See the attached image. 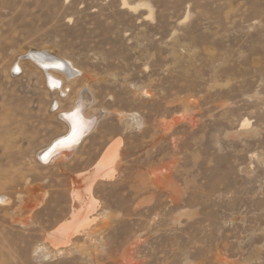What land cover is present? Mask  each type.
<instances>
[{
    "label": "rangeland",
    "instance_id": "rangeland-1",
    "mask_svg": "<svg viewBox=\"0 0 264 264\" xmlns=\"http://www.w3.org/2000/svg\"><path fill=\"white\" fill-rule=\"evenodd\" d=\"M30 49L81 71L68 96L10 71ZM86 85L106 115L40 164ZM113 144L99 219L54 246ZM0 196V264H264V0H0Z\"/></svg>",
    "mask_w": 264,
    "mask_h": 264
},
{
    "label": "bare ground",
    "instance_id": "bare-ground-1",
    "mask_svg": "<svg viewBox=\"0 0 264 264\" xmlns=\"http://www.w3.org/2000/svg\"><path fill=\"white\" fill-rule=\"evenodd\" d=\"M122 5L132 11L145 6L143 3L130 4L127 1H123ZM148 11V16H151V10L149 9ZM22 61H27L36 71L40 72L43 76L46 88L54 92L56 91V94L58 93L62 98L68 96L70 88L67 84L69 83L70 85V83L73 82L75 84L76 79L81 75V71L76 68L71 61H65L61 57L53 56L45 50L30 49L27 53L22 54L17 63L11 64L10 71L13 72V74L23 72ZM60 102L61 101L56 98L51 105L55 103L54 108L57 110V118L61 121V124L64 125V132L53 138L37 153L36 158L38 162L43 165H50V163L57 161H67L75 148L92 133L99 124L101 118L106 115V111L101 109L89 113V108L92 106L93 101L87 85L82 86L78 90L71 107L63 110L60 108ZM246 125H248V121L244 120L242 126ZM119 156V146L118 144H113L95 166L96 171L95 174L92 175L93 179H91V181L87 179L89 183L86 187L84 186L88 190L89 194H87V199L91 207L83 204L79 205L77 208L73 207L70 217L60 223L48 234V239L54 246L57 247L61 244H67L72 236L79 233V228L87 226L91 222H95L99 219V215H94L92 213L96 203L91 193L92 182L93 180L95 181L98 175L102 177L111 176L112 169L109 170L108 168H112L109 166L113 164ZM75 197L81 201V198H78V194ZM0 202L8 203L9 198L7 196H0ZM105 219L101 221L104 226L108 222ZM97 226L99 225L91 226L89 229L85 230L83 232L84 238L89 240L96 236L101 229L97 228Z\"/></svg>",
    "mask_w": 264,
    "mask_h": 264
},
{
    "label": "water",
    "instance_id": "water-1",
    "mask_svg": "<svg viewBox=\"0 0 264 264\" xmlns=\"http://www.w3.org/2000/svg\"><path fill=\"white\" fill-rule=\"evenodd\" d=\"M36 57V56H35Z\"/></svg>",
    "mask_w": 264,
    "mask_h": 264
}]
</instances>
